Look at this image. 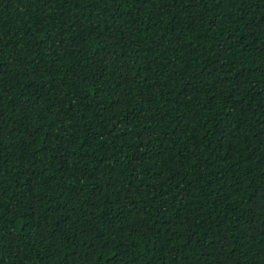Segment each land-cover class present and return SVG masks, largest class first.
I'll return each instance as SVG.
<instances>
[{"label": "trees", "instance_id": "obj_1", "mask_svg": "<svg viewBox=\"0 0 264 264\" xmlns=\"http://www.w3.org/2000/svg\"><path fill=\"white\" fill-rule=\"evenodd\" d=\"M0 264H264V0H0Z\"/></svg>", "mask_w": 264, "mask_h": 264}]
</instances>
